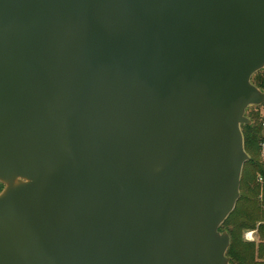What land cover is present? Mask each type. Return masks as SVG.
<instances>
[{
  "label": "water",
  "instance_id": "1",
  "mask_svg": "<svg viewBox=\"0 0 264 264\" xmlns=\"http://www.w3.org/2000/svg\"><path fill=\"white\" fill-rule=\"evenodd\" d=\"M262 70L264 0H0V264H229Z\"/></svg>",
  "mask_w": 264,
  "mask_h": 264
},
{
  "label": "trees",
  "instance_id": "2",
  "mask_svg": "<svg viewBox=\"0 0 264 264\" xmlns=\"http://www.w3.org/2000/svg\"><path fill=\"white\" fill-rule=\"evenodd\" d=\"M252 83L264 92V70L253 76ZM248 119L251 124L242 126V134L250 159L243 166L240 198L220 228L230 237L229 264H264V160L260 156V144L264 141V104L252 107ZM249 231H256L258 244L244 241L243 235Z\"/></svg>",
  "mask_w": 264,
  "mask_h": 264
},
{
  "label": "rangeland",
  "instance_id": "3",
  "mask_svg": "<svg viewBox=\"0 0 264 264\" xmlns=\"http://www.w3.org/2000/svg\"><path fill=\"white\" fill-rule=\"evenodd\" d=\"M252 108V107H251ZM251 108H248L246 113H245V116L248 118V115L250 113V110ZM260 109V108H259ZM2 190V189H1ZM249 232H253V235L251 237L247 236L246 238V234L249 233ZM249 232H246L244 235H243V239L244 241H247V242H255L256 244L259 243V240H258V235L256 233V231H249Z\"/></svg>",
  "mask_w": 264,
  "mask_h": 264
},
{
  "label": "built area",
  "instance_id": "4",
  "mask_svg": "<svg viewBox=\"0 0 264 264\" xmlns=\"http://www.w3.org/2000/svg\"><path fill=\"white\" fill-rule=\"evenodd\" d=\"M262 131L264 134V120L262 122ZM260 156H261V159L264 160V141L260 144ZM252 235H253V232H249L246 234V238H247V236L251 237Z\"/></svg>",
  "mask_w": 264,
  "mask_h": 264
},
{
  "label": "flooded vegetation",
  "instance_id": "5",
  "mask_svg": "<svg viewBox=\"0 0 264 264\" xmlns=\"http://www.w3.org/2000/svg\"><path fill=\"white\" fill-rule=\"evenodd\" d=\"M2 188H3V186L0 188V191H1Z\"/></svg>",
  "mask_w": 264,
  "mask_h": 264
}]
</instances>
